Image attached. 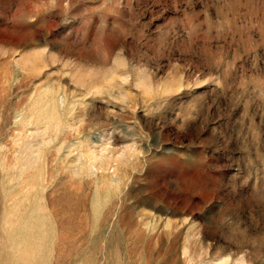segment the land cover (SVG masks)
I'll use <instances>...</instances> for the list:
<instances>
[{
    "label": "rangeland",
    "instance_id": "obj_1",
    "mask_svg": "<svg viewBox=\"0 0 264 264\" xmlns=\"http://www.w3.org/2000/svg\"><path fill=\"white\" fill-rule=\"evenodd\" d=\"M0 264H264V0H0Z\"/></svg>",
    "mask_w": 264,
    "mask_h": 264
}]
</instances>
